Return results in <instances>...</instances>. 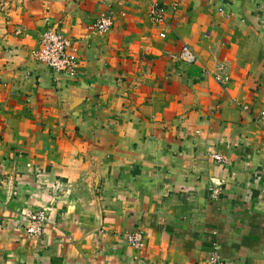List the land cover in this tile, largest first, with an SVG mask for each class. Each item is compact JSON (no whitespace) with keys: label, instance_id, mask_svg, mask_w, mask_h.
I'll return each mask as SVG.
<instances>
[{"label":"crops","instance_id":"0c3cea01","mask_svg":"<svg viewBox=\"0 0 264 264\" xmlns=\"http://www.w3.org/2000/svg\"><path fill=\"white\" fill-rule=\"evenodd\" d=\"M47 30L76 76L31 57ZM261 113L264 0H0V264H207L214 247L264 264Z\"/></svg>","mask_w":264,"mask_h":264},{"label":"built area","instance_id":"2783aa9c","mask_svg":"<svg viewBox=\"0 0 264 264\" xmlns=\"http://www.w3.org/2000/svg\"><path fill=\"white\" fill-rule=\"evenodd\" d=\"M148 17L153 23H162L164 21V11L158 4H153L148 10ZM112 26L113 20L111 16L104 15L93 25L92 30L98 34H105ZM71 48L70 40L58 32L47 30L42 33L38 48L31 51V57L34 61L47 66L57 74L74 77L78 70V60ZM177 61L192 65L196 63V57L191 49L184 45L177 57ZM261 116L264 117V113H261ZM214 159L219 162L222 161L220 156H215ZM28 219L30 225L27 229V234L31 237L41 236L44 232L47 214L44 211H38L28 215ZM126 240L135 250H141L144 247L143 234L140 231L127 234ZM207 264H224L218 247L213 248Z\"/></svg>","mask_w":264,"mask_h":264},{"label":"rangeland","instance_id":"374dc122","mask_svg":"<svg viewBox=\"0 0 264 264\" xmlns=\"http://www.w3.org/2000/svg\"><path fill=\"white\" fill-rule=\"evenodd\" d=\"M163 22H164V21H163ZM152 23H153V22H152ZM155 24H159V23H155ZM183 46H184V45H183ZM183 46H182V47H183ZM181 49H182V48H181ZM180 51H181V50H180ZM126 241H127V240H126Z\"/></svg>","mask_w":264,"mask_h":264}]
</instances>
